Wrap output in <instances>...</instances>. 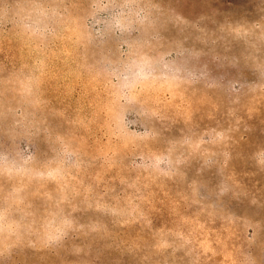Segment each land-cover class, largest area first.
I'll use <instances>...</instances> for the list:
<instances>
[{"label":"rangeland","instance_id":"obj_1","mask_svg":"<svg viewBox=\"0 0 264 264\" xmlns=\"http://www.w3.org/2000/svg\"><path fill=\"white\" fill-rule=\"evenodd\" d=\"M0 264H264V0H0Z\"/></svg>","mask_w":264,"mask_h":264},{"label":"clouds","instance_id":"obj_2","mask_svg":"<svg viewBox=\"0 0 264 264\" xmlns=\"http://www.w3.org/2000/svg\"><path fill=\"white\" fill-rule=\"evenodd\" d=\"M140 71H141V70H137L136 75H139V72H140ZM124 79L127 80V79H129V77L126 75V76L124 77Z\"/></svg>","mask_w":264,"mask_h":264}]
</instances>
